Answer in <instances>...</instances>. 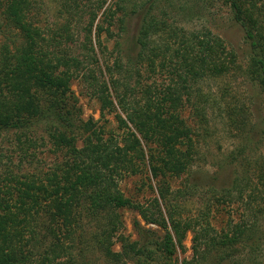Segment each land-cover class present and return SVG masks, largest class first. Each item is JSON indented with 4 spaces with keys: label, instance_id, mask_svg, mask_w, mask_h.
I'll list each match as a JSON object with an SVG mask.
<instances>
[{
    "label": "trees",
    "instance_id": "1",
    "mask_svg": "<svg viewBox=\"0 0 264 264\" xmlns=\"http://www.w3.org/2000/svg\"><path fill=\"white\" fill-rule=\"evenodd\" d=\"M3 1L5 18L20 33L21 43L13 51L7 46L0 51V133H18L21 140L43 124L52 147L64 153L65 159L43 176L8 187V197L0 199V264H78L73 250L87 243L82 230L91 223L96 224L92 241L109 264H178L174 256L178 248L184 250L182 242L189 232L194 234V257L193 262L183 264L205 258L210 246L221 253L219 264L235 259L242 249L260 248L264 242L260 237L264 233V165L251 176L246 172L244 177H235L231 186L214 190L213 201L194 215H186L183 209L184 201L205 183L195 171L197 151L179 111L183 95H190L191 86L207 77L230 76L241 69L236 55L227 51L219 37L208 29L171 26L145 13L128 61L146 64L153 74L168 73L170 83L160 88L143 87L140 82L132 85L114 76L116 70L124 71L119 62L108 67L107 82L89 67L98 63L93 46L80 60L46 37L34 20L35 0ZM117 1L122 9L126 0ZM216 1L230 8L233 20L244 31L250 46L246 73L264 96L263 25L259 26L245 0ZM109 16L113 18V13ZM98 30L99 37L102 27ZM80 71L88 72L83 77L102 111L117 112L120 139H105L91 121L83 124L76 119L70 85ZM260 126L264 134V114ZM82 128L91 133L80 132ZM146 168L157 189L149 202L142 203L125 196L119 182L141 175ZM179 180L182 185L176 188ZM227 200H248L253 221L233 222L213 234L216 213L221 214ZM125 209L164 230L163 239L153 241L141 228L139 241L119 235ZM117 236L120 252L112 249Z\"/></svg>",
    "mask_w": 264,
    "mask_h": 264
},
{
    "label": "rangeland",
    "instance_id": "2",
    "mask_svg": "<svg viewBox=\"0 0 264 264\" xmlns=\"http://www.w3.org/2000/svg\"><path fill=\"white\" fill-rule=\"evenodd\" d=\"M245 1L250 12L255 13L259 26L264 27V0ZM3 2L0 0V51L4 46L13 51L21 43L20 33L6 20ZM35 3L34 20L46 37L50 41H58L62 51L69 52L80 60L85 59L93 46L98 63L89 67L97 70L99 79L107 82L108 67L112 68L119 62V65L125 67L124 71L120 73L121 71L116 70L114 76L129 80L132 85L140 82L143 87L149 85L160 88L170 83L168 73L153 74L146 64L131 65L128 61L132 39L148 12L166 20L171 26L208 29L223 41L228 52L236 55L240 70L230 73V76L207 77L191 86L190 95H183L182 98L179 111L191 129L197 151L195 171L205 181L204 186L184 201L186 215H194L197 210L213 201L214 190L218 192L221 187L231 186L235 177L241 178L247 173L251 176L254 169L264 165V134L259 129L264 114V96L246 73L250 46L244 31L235 23L230 8L222 1L126 0L125 3L122 2V9H118L117 0H35ZM111 13L113 18L109 16ZM98 27H102L99 37ZM85 73L88 72L80 71L70 85L73 103L77 108L76 119L83 124L91 121L92 128L105 139L111 136L120 139L122 131L118 129L117 112L102 111L101 103L93 95L89 81L83 77ZM112 96L114 99L113 93ZM117 111L120 113L118 109ZM80 132L91 133L85 128ZM19 136L11 131L0 133V199L8 197L5 192L8 187H13L18 181L43 176L65 159L64 153H58L52 147L43 124L29 132V138L22 137L19 140ZM182 182L183 180L176 181L174 186L178 188ZM119 183L125 196L142 203L149 202L156 194L157 183L152 179L148 168L141 175L126 177ZM212 183L215 185H211ZM248 203V200L243 203H231L227 200L221 214L216 213L213 222L216 230L213 234L227 229V225L233 222L253 221ZM121 213L124 226L119 235L127 237L131 242L139 241L141 228L153 241L163 239L165 231L155 225H147L138 212L125 209ZM84 225L82 231L87 243L73 250L76 261L78 260V264H109L92 241L96 224ZM260 235L261 241L264 240V233ZM118 237L120 236L114 239L112 247L115 252L121 251ZM193 237V233H187L182 242L184 250L177 249L174 259H177L178 264L193 262ZM255 238L258 239L256 236ZM261 244L255 251L250 248L242 249L235 259L221 264H264V242ZM202 248L205 249L204 246ZM210 248L205 258H197L199 260L194 264H219L221 253L213 250L212 246ZM125 264L136 263L127 261Z\"/></svg>",
    "mask_w": 264,
    "mask_h": 264
}]
</instances>
